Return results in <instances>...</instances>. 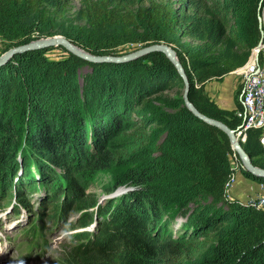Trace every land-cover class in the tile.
I'll use <instances>...</instances> for the list:
<instances>
[{"label": "trees", "instance_id": "16d2710c", "mask_svg": "<svg viewBox=\"0 0 264 264\" xmlns=\"http://www.w3.org/2000/svg\"><path fill=\"white\" fill-rule=\"evenodd\" d=\"M71 1L0 0V36L16 40L6 49L40 37L33 32L41 25L24 28L28 13L49 8L64 15ZM140 1L146 0H100L92 5L93 15L105 26L138 27L144 21L145 31H127L134 43L176 44L173 49L190 83L192 103L238 132L243 119L235 110L221 108L207 93L206 83L248 61L262 39L264 0H178V5L149 0V6L134 11L131 5ZM69 37L98 55L115 54L113 49L124 40L119 35L87 38L76 32ZM184 38L193 43L183 44ZM54 48L66 50L62 46L29 50L0 66V198L10 204L16 200L15 216L27 212L29 222L20 234L29 252L46 247L47 234L58 222L84 228L97 215L102 221L93 231L71 234L55 264H264V210L227 197L235 172L230 158L235 151L227 134L197 117L182 95L168 103L171 110L153 102L161 92L184 89L172 61L159 51L123 63L90 62L71 52L51 59L47 52ZM259 59L263 63L262 51ZM84 65L91 70L82 84L79 70ZM241 107L238 99L236 108ZM150 127L153 136L147 134ZM263 135L264 128L250 127L241 141L253 164L261 168ZM111 136L114 145H108ZM90 138L101 147L95 159ZM20 148L26 153L20 175L32 173L34 161L42 170L38 179L28 174L30 178L18 184ZM48 161L67 167L78 164L83 172L126 165L129 184L141 190L98 206L97 214L82 212L72 224L68 215L96 199L85 194L83 181L74 183L67 173L64 183V174L52 172ZM241 171L264 183L263 176L243 167ZM121 178L107 191L128 182ZM36 192L40 198L33 201ZM177 216L186 221L175 230Z\"/></svg>", "mask_w": 264, "mask_h": 264}, {"label": "rangeland", "instance_id": "374dc122", "mask_svg": "<svg viewBox=\"0 0 264 264\" xmlns=\"http://www.w3.org/2000/svg\"><path fill=\"white\" fill-rule=\"evenodd\" d=\"M157 1H162V0H157ZM164 1H173L176 3V5H178V0H164ZM94 2H100V0H72L66 14L59 15V16L56 15L55 12H53L49 8H45L40 12L34 11L32 13H28L27 18L24 20V28L29 30V29L36 27L37 25H41L42 27L41 30L38 31L37 30L38 28L36 27L35 32H33L34 37L40 36V37H36L35 39H33L34 41L39 40L41 38H53L57 36L67 38L70 41H72V39L74 38L69 37V36L72 35L74 32L79 33L81 35H85L87 38H89L91 34L106 35V36H109V35L118 36L119 35L124 40L122 44H120L119 46H116L113 49V52L115 53V54H111L113 56H121V55L129 54V53L141 50L144 47L149 46L143 42L134 43L130 41L129 40L130 36L127 33V31H133L135 33H140V32L145 31L146 28H148V25L144 21L140 20L138 22L139 23L138 27H136L135 25H131L128 27H123L122 25L105 26L103 25L102 22L98 23L94 18L93 10H92V5ZM149 5H150V1L146 0V1L137 2L134 5H131V8L134 11H137L138 9L145 8ZM38 15L40 17H37ZM262 19H263V24H264V12L262 15ZM14 41L16 40H12V39L7 38L4 35H1L0 36V55L5 53L7 51L6 47L10 46V44H13ZM182 41H183V44H186V45H191L193 43V41L190 38H184ZM162 43L169 45L171 48L176 46V44L174 43L171 45L165 42H162ZM53 47H58V46H53ZM260 48H261L260 51L256 52L255 57L258 59L260 65L264 67V57H263V63L260 62L259 56L257 57V54H260L261 51L264 53V42ZM68 52L69 51L67 49L62 50L59 48H54L47 52V56L51 59H61V58H65L68 55ZM251 54H252V51H251ZM90 70H91L90 67L87 65H84L83 67L80 68L79 78L82 84H84L85 82L84 76ZM183 92H184V89H174L171 91H165V92H161L155 95L152 99H153V102L157 104L158 106L171 110L172 108L168 106V103H170L172 100H174L175 98H178L181 95L183 96ZM240 95H241V92L240 94H238V96ZM238 109L239 108L234 109L235 113ZM153 128H155L154 125L152 126V129ZM35 129L36 131L38 130L40 131V129H37V128ZM152 129L150 127L147 130V134L150 136H153ZM107 140H108L107 141L108 145H114V138L112 136L111 138H108ZM94 141L95 140L93 138H90L88 140V144L90 145V152L92 156L91 159H95L99 155L100 150H101V147L99 149V146H97L94 143ZM18 151H19L18 161L20 164H19V168L17 171L18 172L17 179H19L17 183L20 184L22 181H24V179L26 180L27 178H30L28 174L38 179L39 177L37 176V172H39V170L40 171L42 170V166L40 165V163L36 161L32 163L34 166L30 167L32 173L28 172L27 175H25L24 173L20 175L22 168H24L23 165L25 163L24 158L26 156V153L22 151V148H20V150ZM234 154L235 155H231L230 158H231L235 172L229 181L230 185L228 186L227 184V197L231 199H239L242 203H245L248 200L245 204L251 205L250 201L255 198H256L255 200H257V197L259 196L260 192L257 195H255V197H251L249 199V195L252 194L251 185L250 184L244 185L239 182L240 174L238 172L239 171L242 172L240 168V164H239L240 159L236 153ZM33 157H36L37 160L38 158L42 159L41 155H38L36 153H33ZM48 162H49V165L51 166L50 170L52 172L53 170L55 172L60 170V172L64 174V176L61 177L64 183L66 179L68 180L66 175H68L71 178H74V179L70 178L74 183L76 181L78 182L83 181L82 184H83V188L85 189L84 191L85 194L89 196L91 195L97 201V202L95 201L96 204L94 202L95 205L94 204L91 205L92 207L89 205L88 207H85L84 209L78 212H72V214L68 215L67 222L72 223V224H77L80 218V214L82 212L86 213L88 211H93V212H96L97 214L98 206H104L106 205L107 202L113 199H118L124 195L128 196L131 193H134V191L138 192L139 189L141 190L140 186L137 187L134 184H129L130 174L126 173L127 171H129L127 170L126 165L115 166V167H105L101 169H96L92 167V168L86 169V171L83 172V171L78 170V168L80 167V165L78 164H77L78 166L76 165L74 167V163H73L72 166L67 167L64 165L60 166L55 163H51L50 161ZM44 164H47V163H44ZM121 177H124V179H127L125 181H128V182H126L125 184L123 182V185L118 186L116 190L112 192H108L107 190L112 188L115 185V180L117 178L122 179ZM63 186L65 185L63 184ZM68 188H70V186ZM13 192L16 196L17 191L14 190ZM61 192H63V190ZM39 195L40 194L36 192L33 201H35L37 197L40 198ZM1 197L2 198H0V202L3 203V206L0 207V223H3V228L0 229V264H20V262L16 259V256L23 255L27 251V248L26 246H24L22 249H17L13 239H14V235L18 231H20V228L28 224L29 217L27 213L25 212V210L21 216H18V217L14 216L13 211L9 212L10 210H13L14 204L13 203L10 204L8 201H4V198H3L4 196H1ZM61 201L63 200L60 198L59 202L61 203ZM69 212L71 213V211ZM184 220L186 221V218L177 216L174 220L175 221L174 229L177 230V228L181 225V223ZM94 221H91V223H89L85 228H77V229L69 227L67 223L65 224L62 222H58L55 229H53L52 232L47 235L49 248L47 249V251H45V254L42 257L38 258V260H41L40 264H55L54 261L58 260L57 257L60 256L63 250L65 249V245L68 243L70 235L79 230L89 231V230H92L93 228L95 229L97 222L100 223L102 219L96 215V218ZM94 223H95V227H93ZM16 239L18 240V238ZM38 253L39 252L37 250H34L32 252V256L36 257ZM201 256L202 255H199L198 258H201ZM26 264H36V262L31 257L26 262Z\"/></svg>", "mask_w": 264, "mask_h": 264}, {"label": "water", "instance_id": "95a60500", "mask_svg": "<svg viewBox=\"0 0 264 264\" xmlns=\"http://www.w3.org/2000/svg\"><path fill=\"white\" fill-rule=\"evenodd\" d=\"M260 26L263 27V19L262 16L260 17ZM264 42V29L262 30V39L257 46V52L260 51V47ZM53 46H62L65 49H67L69 52L73 53L74 55L81 57L85 60H88L90 62H118V63H123V62H128L134 59H137L141 56H144L146 54H149L153 51H159L163 52L175 65L177 70L179 71L180 75L183 78L184 81V92H183V99L185 102V105L200 119L203 121L218 127L222 131H224L227 136L229 137V140L232 144V148L235 151V153L239 156V159L241 161V164L243 166V170L248 171L252 173L253 175L256 176H263L264 177V168L258 167L253 164L250 156L246 153L244 150L242 144H241V139L238 136L237 132L234 129H231L226 123L223 121L211 118L202 112H200L195 105L192 103V101L189 98V91H190V83L188 81L187 75L185 73L184 67L180 60L178 59V56L173 48H171L169 45L164 44V43H156L149 45L147 47H144L141 50L121 55V56H113V55H98V54H93L89 51H86L85 49L79 47L72 41H70L67 38L64 37H53V38H41L39 40H33L28 43L16 45L14 47L9 48L5 53L0 55V66L4 65L7 63L12 56L18 53H23L29 50H36V49H42L46 47H53ZM259 54H257V57ZM245 204V203H244ZM262 209V208H261ZM95 227V223L93 225Z\"/></svg>", "mask_w": 264, "mask_h": 264}, {"label": "built area", "instance_id": "2783aa9c", "mask_svg": "<svg viewBox=\"0 0 264 264\" xmlns=\"http://www.w3.org/2000/svg\"><path fill=\"white\" fill-rule=\"evenodd\" d=\"M257 49L258 47H255L249 60L235 70L241 82L242 107L236 111V115L243 119V125L237 132L242 141H245L246 131L250 127L264 128V67L255 57ZM261 142L264 144V135ZM241 167H243L242 164H240ZM255 199L250 201L251 205L264 209V183H260V194L257 200Z\"/></svg>", "mask_w": 264, "mask_h": 264}, {"label": "crops", "instance_id": "0c3cea01", "mask_svg": "<svg viewBox=\"0 0 264 264\" xmlns=\"http://www.w3.org/2000/svg\"><path fill=\"white\" fill-rule=\"evenodd\" d=\"M239 89H241V82L239 76L236 74L235 71L227 74L222 79H213L206 83L207 93L211 96L212 99L216 101V103L221 108L226 110L236 109L237 100H240V96L237 95ZM238 173L240 174V183L244 185H251L252 194L249 195V199L251 197H255V195L260 192V183L251 178L246 177L240 171Z\"/></svg>", "mask_w": 264, "mask_h": 264}, {"label": "bare ground", "instance_id": "6f19581e", "mask_svg": "<svg viewBox=\"0 0 264 264\" xmlns=\"http://www.w3.org/2000/svg\"><path fill=\"white\" fill-rule=\"evenodd\" d=\"M240 139H241V138H240ZM241 141H242V140H241ZM49 217H50V216H49ZM51 217H53V216H51ZM54 217H55V216H54ZM54 217H53V218H54ZM39 225H40V224H39ZM36 232H38V231H36ZM39 232H41V231H39ZM42 234H43V233H42ZM44 234H45V233H44ZM45 235H46V234H45ZM27 236H28V234H27ZM30 236H32V235H30ZM35 236H36V235H35ZM37 237H39V236L37 235ZM43 237H44V236H43ZM29 238H30V237H29ZM29 238H28V239H29ZM33 238H34V235H33ZM34 239H35V238H34ZM71 239H72V238H71ZM74 240H75V238H74ZM67 244H68V243H67ZM67 244H66V245H67ZM69 244H70V243H69ZM9 260H10V259H9Z\"/></svg>", "mask_w": 264, "mask_h": 264}]
</instances>
